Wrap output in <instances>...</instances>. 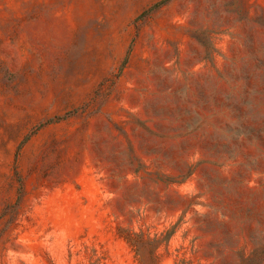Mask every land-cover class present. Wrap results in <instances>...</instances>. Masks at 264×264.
Listing matches in <instances>:
<instances>
[{
    "label": "rangeland",
    "instance_id": "374dc122",
    "mask_svg": "<svg viewBox=\"0 0 264 264\" xmlns=\"http://www.w3.org/2000/svg\"><path fill=\"white\" fill-rule=\"evenodd\" d=\"M0 264H264V0H0Z\"/></svg>",
    "mask_w": 264,
    "mask_h": 264
}]
</instances>
